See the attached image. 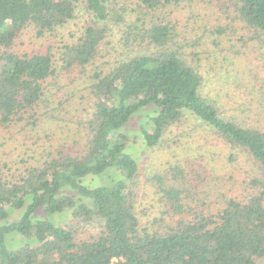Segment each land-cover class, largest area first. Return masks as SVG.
Wrapping results in <instances>:
<instances>
[{
	"label": "trees",
	"instance_id": "1",
	"mask_svg": "<svg viewBox=\"0 0 264 264\" xmlns=\"http://www.w3.org/2000/svg\"><path fill=\"white\" fill-rule=\"evenodd\" d=\"M78 1L0 0V129L20 121L34 123V113L44 102L45 83L56 72L50 47L17 52L13 49L16 39L28 26L41 37L64 25L75 16ZM81 1L99 20L121 18L106 0ZM138 2L153 11L170 0ZM233 3L239 20L256 33L252 40L258 39L259 32H264V0ZM104 31L95 23L85 25L75 42L61 47V68L82 69L92 63ZM138 37L152 47L149 53L130 56L109 71L92 75L94 111L87 123L90 136L84 150L60 151L41 165L21 171L6 163L8 173L0 168V222L4 221L0 264H193L194 253H199L195 264H264V130L222 115L213 101L200 95L202 75L175 48L168 23L152 22ZM261 104L264 111V99ZM147 106L155 113L140 125L148 146H154L189 113L228 146L247 154L258 171L248 190L206 213L196 202L185 200L181 186H165L158 177L157 189L166 205L163 215L168 214L173 223L144 226L127 184H133L137 162L125 151L129 137L118 129ZM178 168H170L172 180L185 179ZM108 171H118L120 176L108 184L82 182ZM66 188L73 192L65 193ZM8 208L23 211L19 218L7 221ZM39 209L45 215L72 209L84 221L96 216L101 228L88 238H76L69 226L33 218ZM13 231L34 237L37 244L8 248L5 235Z\"/></svg>",
	"mask_w": 264,
	"mask_h": 264
},
{
	"label": "rangeland",
	"instance_id": "2",
	"mask_svg": "<svg viewBox=\"0 0 264 264\" xmlns=\"http://www.w3.org/2000/svg\"><path fill=\"white\" fill-rule=\"evenodd\" d=\"M78 2L75 16L64 25L41 37H36L28 26L15 41L13 49L17 52L50 47L56 72L45 83L44 102L34 113V123L20 121L0 129V168L4 173L9 172L8 167L21 171L27 166H39L60 151L76 154L86 148L90 136L87 123L94 111L89 88L93 73H105L130 56L149 53L152 47L138 36L152 22L170 25L175 48L202 75L201 96L213 101L222 115L264 130V32L252 40L256 33L236 16L234 0H170L153 11L141 8L138 0H106L109 8L121 14L117 21L99 20L81 0ZM93 23L105 27L97 56L82 69L63 70L59 61L61 47L75 42L84 26ZM154 114L152 106L143 107L118 129L129 137L125 151L137 162L133 184H127L144 226L156 228L173 223L168 214L163 215L166 205L157 189L158 177L165 186H181L185 200L196 202L206 213L221 207L226 198L241 197L248 190L247 184L258 171L247 154L228 146L189 113L181 123L165 131L154 146H148L140 125ZM5 163L8 167H3ZM174 166L183 171L185 179L172 180L170 168ZM119 176L118 171H108L87 176L82 182L88 186L108 184ZM64 192L73 191L66 188ZM8 211L10 221L19 218L23 210ZM32 217L69 226L76 238H88L101 228L98 217L84 221L74 216L72 209L51 215L39 209ZM5 244L15 249L24 244L34 246L37 240L13 231L5 235ZM198 255L192 254L193 264Z\"/></svg>",
	"mask_w": 264,
	"mask_h": 264
}]
</instances>
